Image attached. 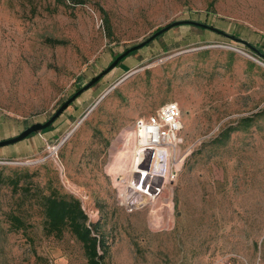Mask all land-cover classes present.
Returning <instances> with one entry per match:
<instances>
[{
	"label": "rangeland",
	"instance_id": "rangeland-1",
	"mask_svg": "<svg viewBox=\"0 0 264 264\" xmlns=\"http://www.w3.org/2000/svg\"><path fill=\"white\" fill-rule=\"evenodd\" d=\"M83 2L0 0V141L45 123L125 49L175 21L239 40L174 27L52 126L1 147L0 264H89L70 231L45 233L50 193L78 198L98 222L105 264H264V59L244 43L264 53V0ZM169 102L182 110L179 177L155 204L130 192L134 207L123 205L134 123Z\"/></svg>",
	"mask_w": 264,
	"mask_h": 264
},
{
	"label": "built area",
	"instance_id": "built-area-1",
	"mask_svg": "<svg viewBox=\"0 0 264 264\" xmlns=\"http://www.w3.org/2000/svg\"><path fill=\"white\" fill-rule=\"evenodd\" d=\"M182 129L178 102L166 103L156 113L136 119L130 139L133 155L128 164L129 175L121 187L123 205L134 207L135 201L127 200L130 192L148 205L155 204L175 184L184 163L179 150Z\"/></svg>",
	"mask_w": 264,
	"mask_h": 264
},
{
	"label": "trees",
	"instance_id": "trees-1",
	"mask_svg": "<svg viewBox=\"0 0 264 264\" xmlns=\"http://www.w3.org/2000/svg\"><path fill=\"white\" fill-rule=\"evenodd\" d=\"M57 1L60 3L69 1L73 5L84 3L83 0ZM101 12L107 23V12L103 8H101ZM137 51L130 53L127 57L137 53ZM124 59H122L119 64ZM65 101L66 100H64L62 104ZM42 203L45 213L44 231L47 235L61 238L64 232L68 230L82 244L89 264H105L109 245L107 239L100 234L98 222H94L92 218L89 217V214L84 210L78 198L71 195L50 193L43 196ZM11 221L17 229H22L24 227V222L19 216L12 215Z\"/></svg>",
	"mask_w": 264,
	"mask_h": 264
},
{
	"label": "water",
	"instance_id": "water-1",
	"mask_svg": "<svg viewBox=\"0 0 264 264\" xmlns=\"http://www.w3.org/2000/svg\"><path fill=\"white\" fill-rule=\"evenodd\" d=\"M182 24H192L195 26H199L205 29H211L214 31H217L219 33H222L226 36L232 37L231 35L227 34L226 32H223L213 26H210L208 24L205 23H201L198 21H194V20H180V21H175L163 28H161L160 30H158L157 32H155L154 34H152L149 38H147L146 40H144L143 42L132 46L130 48H128L127 50H125L123 53H121L115 60L114 62L108 67L106 68L104 71H102L100 74H98L97 76H95L90 82H88L85 86L81 87L76 93H74L70 98H68L59 108L58 110L45 122V123H35L33 125H31L30 127L26 128L19 136L11 138V139H7V140H2L0 141V148L1 147H5L8 145H12L15 144L19 141H22L23 139L27 138L29 135H31L32 133H34L37 130H44L48 127H50L51 125H53L55 123V121L59 118V116L62 115V113L80 96L82 95L85 91L91 89L95 84H97L105 75H107L108 73H110L118 64L119 62L124 59L125 57H127L130 53L137 51L139 49H141L142 47L146 46L147 44L151 43L154 39H156L157 37L163 35L165 32H167L168 30L180 26ZM234 38V37H232ZM237 39V38H234ZM239 40V39H237ZM245 44H247L250 48H252V50H254L258 55H260L263 59H264V53L261 52L258 48L254 47L253 45H251L248 42H244Z\"/></svg>",
	"mask_w": 264,
	"mask_h": 264
},
{
	"label": "bare ground",
	"instance_id": "bare-ground-1",
	"mask_svg": "<svg viewBox=\"0 0 264 264\" xmlns=\"http://www.w3.org/2000/svg\"><path fill=\"white\" fill-rule=\"evenodd\" d=\"M81 122L82 121H80L78 124H77V126L76 127H74L68 134H67V136H66V138L65 139H67V138H69L72 134H73V132L75 131V129L81 124ZM122 162H120V163H118L117 164V168H118V170H120L121 168H122V170H124L123 169V165L121 164ZM122 165V166H121ZM128 167L129 166H124V168H126V170L128 169ZM153 217V216H152Z\"/></svg>",
	"mask_w": 264,
	"mask_h": 264
}]
</instances>
